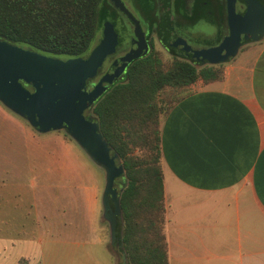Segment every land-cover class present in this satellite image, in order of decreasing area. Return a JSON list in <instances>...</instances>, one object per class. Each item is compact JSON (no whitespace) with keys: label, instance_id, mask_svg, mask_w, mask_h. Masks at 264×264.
Segmentation results:
<instances>
[{"label":"crops","instance_id":"0c3cea01","mask_svg":"<svg viewBox=\"0 0 264 264\" xmlns=\"http://www.w3.org/2000/svg\"><path fill=\"white\" fill-rule=\"evenodd\" d=\"M263 36L245 41L241 53L223 61L221 79H196L160 115L169 264H264ZM66 145L30 146L29 160L40 180L50 172L39 165L41 159L59 164L68 185V193L59 197L69 199L68 210L65 206L64 211L48 215L34 211L27 225L0 211V230L30 231L0 234V264H67L72 248L68 251L67 241L58 237L68 228L93 231L108 262L116 264L96 225L98 181L90 180L86 162L72 155L69 142L67 153ZM57 146L63 152H55ZM23 147L0 142V197L20 196L18 174L23 163L18 156L25 155ZM49 179L42 177L45 183ZM104 183H99L101 194ZM42 230L53 238L44 240ZM111 244L118 247L117 241Z\"/></svg>","mask_w":264,"mask_h":264},{"label":"trees","instance_id":"16d2710c","mask_svg":"<svg viewBox=\"0 0 264 264\" xmlns=\"http://www.w3.org/2000/svg\"><path fill=\"white\" fill-rule=\"evenodd\" d=\"M112 8L109 0H0V37L54 56L83 55L103 21L115 17ZM222 77L223 62H198L175 51L164 60L152 48L133 58L123 80L112 82L88 108L87 117L98 122L124 170L116 225L119 264H169L160 115L182 94L171 102L159 94L198 78Z\"/></svg>","mask_w":264,"mask_h":264},{"label":"water","instance_id":"95a60500","mask_svg":"<svg viewBox=\"0 0 264 264\" xmlns=\"http://www.w3.org/2000/svg\"><path fill=\"white\" fill-rule=\"evenodd\" d=\"M111 1L128 15L138 31V20L125 3ZM227 2L228 34L217 44L196 48L179 38L175 45L178 53L198 62H223L237 52L242 40H257L264 35L263 8L248 0L247 10L239 14L232 7V0ZM166 17L160 33L164 31L168 37L172 33ZM118 40L114 22L109 19L103 21L99 39L87 53L78 56H54L0 37V101L39 132L64 128L104 168L101 202L103 216L109 222L111 242L117 240L118 199L125 183L124 170L119 157L104 140L98 122L92 115L88 118L86 111L126 64L141 53L139 41L135 50L118 56L97 80H90L105 56L114 51Z\"/></svg>","mask_w":264,"mask_h":264},{"label":"rangeland","instance_id":"374dc122","mask_svg":"<svg viewBox=\"0 0 264 264\" xmlns=\"http://www.w3.org/2000/svg\"><path fill=\"white\" fill-rule=\"evenodd\" d=\"M202 28V25H200ZM100 31H97L93 44L99 39ZM264 37V36H263ZM155 47L161 54L164 60H169L171 58V54L165 49H163L158 42L155 40ZM203 47V46H200ZM240 52V47L237 50L238 55ZM186 87L180 88H171L166 87L161 91L159 95H161L166 101L170 102L175 98L179 97L184 93ZM169 102V104H170ZM0 142H17L19 145L23 144L24 154L20 157L18 156L19 161H22V171L19 170L18 174V182L22 184V187L19 191L20 196L18 197H0V211L4 210L5 216L9 218H14L16 222L28 221V217L34 216L35 213L41 212L44 215L49 214L50 212L60 213L66 209L68 210V202L69 199L66 197H59V195H66L68 193V185L64 183V179L62 176V169L58 166H54V163H51L48 159H41L39 161V165L42 167L49 169L50 172L44 176H50L49 183H45L39 178L34 167L31 166L32 162L29 160L32 156L29 154V147H36L35 145H46L50 144L51 148H53V144L66 143V151L68 153V142L72 144L70 152L72 155H77L80 159H83L86 163L84 166L88 168V173L90 180L98 181L97 187V200H98V214H97V229L107 244L108 247L113 251L116 264L120 263L121 253L117 250V245L114 246L110 242V226L108 220L103 216V207L100 199L101 185L100 182H104L105 180V170L104 168L96 163L87 152L78 144V142L71 137L70 134L64 128H55L46 130L43 132L37 131L25 118L13 112L11 109L6 107L0 101ZM2 113L7 115V118L2 117ZM162 114V113H161ZM3 122V123H1ZM58 150L55 152H63L57 146ZM35 150H32L34 152ZM76 157V156H75ZM42 158V157H41ZM48 158V157H44ZM50 162V163H49ZM13 172L7 174L8 178L12 176ZM6 177V180H8ZM62 178V179H61ZM104 179V180H103ZM13 183V182H12ZM16 184V183H14ZM13 186L17 188L15 185ZM2 183L0 182V189ZM1 193V191H0ZM58 195L57 197H49V195ZM35 195V198L32 197ZM1 213H0V221H1ZM30 221V220H29ZM21 224V225H23ZM27 225V222L25 223ZM9 232H18V233H28L30 231L21 229L18 231H9V230H0V234L9 233ZM60 235L64 241H67V249L70 250L72 248V253L67 257V264H110L105 255H108L104 250V246L102 242L97 240V234H94L91 230H85L83 232L72 231L71 229L62 230ZM47 231H41V235H44L45 239H52L50 235L45 237ZM78 242V243H76ZM61 250V248H60ZM87 252L88 255L84 254ZM83 255V256H82ZM85 257V258H84ZM59 264V263H58ZM62 264V263H61Z\"/></svg>","mask_w":264,"mask_h":264},{"label":"flooded vegetation","instance_id":"af4514ba","mask_svg":"<svg viewBox=\"0 0 264 264\" xmlns=\"http://www.w3.org/2000/svg\"><path fill=\"white\" fill-rule=\"evenodd\" d=\"M122 1L137 18L140 29L136 31L135 23L109 0L113 7L112 11L115 13V17L109 20L114 22L119 40L114 51L105 56L102 65L90 80H97L115 58L124 55L130 49L135 50L139 41L142 44L140 55L152 48L156 49L155 40L171 54L172 51L178 53L175 45L179 38L185 39L191 47H206L217 44L224 35L228 34L230 29L227 0ZM252 2L256 7L264 9V0H252ZM248 6V0H232V7L239 14H243ZM165 17L172 33L168 37L164 31L162 34L160 33ZM165 36L167 40H165ZM245 41L247 40H242V43ZM129 62L114 81L123 80Z\"/></svg>","mask_w":264,"mask_h":264}]
</instances>
